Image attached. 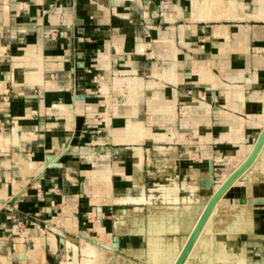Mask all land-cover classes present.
<instances>
[{"label": "crops", "instance_id": "0c3cea01", "mask_svg": "<svg viewBox=\"0 0 264 264\" xmlns=\"http://www.w3.org/2000/svg\"><path fill=\"white\" fill-rule=\"evenodd\" d=\"M194 2L187 16L186 0H0V264L35 248L47 264L96 225L121 256L149 221L188 237L172 212L150 216L160 187L176 183L178 207L204 196L209 160L240 146L226 133L244 121L253 141L264 114V21L210 24Z\"/></svg>", "mask_w": 264, "mask_h": 264}, {"label": "rangeland", "instance_id": "374dc122", "mask_svg": "<svg viewBox=\"0 0 264 264\" xmlns=\"http://www.w3.org/2000/svg\"><path fill=\"white\" fill-rule=\"evenodd\" d=\"M240 1L244 5L243 10H242L243 13L241 12V14H240V15L244 16L243 18L209 19V20H201V21H205V22H208L210 24L220 23V22H223L226 24H233V23H239V22H245V21H262V20L264 21V19L256 18L254 16L255 14H257V12L264 10V0H231V2L233 4H236ZM196 2H197V0H196ZM198 2L202 3V0L201 1L198 0ZM185 4H186V6L183 9L188 16L190 14V11H191L190 0H186ZM201 19H204V18H201ZM222 41H223V39L218 40V42L214 43V45L215 46L219 45ZM226 41L229 45H233L235 43L234 42L235 40L232 39L231 36H229V38ZM230 48H231V50H234L233 48H235V47L231 46ZM205 61H206L205 65L208 68L211 67V69L213 70L215 63H216V58H214V56H211V57L205 58ZM203 65H204V62H201V63L199 62V64L197 65V67H199V70L203 69ZM263 116L264 115H262V117L259 116V118L261 117L260 119L263 120L264 119ZM251 118L254 119V117H250V120H251ZM260 119L255 120V122L253 121L252 123L257 124L258 126H260V128H262L264 126V121H260ZM242 124L244 127V121L242 122ZM229 132L230 131H228V133ZM228 139H232V140H228ZM225 140L232 142V143H235V144L240 142V146H238L236 148L235 152L230 151V152H226L224 154H219L220 157L218 155V158H217V159H219L217 161L218 166L216 167V169H214L213 174L212 175L210 174L211 177L209 176L211 178V180L207 176L208 177L207 179L210 180V182H211L210 188H208V190H206L209 185H207V184L205 185V182H204V184L202 183V187H203L204 192H205L204 196H200L197 194L196 197H194V198L190 197L188 199L189 204H192V206L194 204L193 207H195V208L197 207L196 205L199 206V204H197V203L200 200H201L199 202L200 205L203 202H204L203 204H207L208 199H209L208 196H212V194L216 190H218L221 183L223 184L224 182H226L228 180V178H230V175L228 176V174L231 172L232 169H234V167L238 166V164H240L246 158V156L248 155V153L250 151L248 149L252 148V145L254 143L255 138L252 141V136L245 135V137L243 139V141L245 140L244 141L245 143L241 142L242 135L239 138H237L236 140H234V138H230V136H228L227 139H225ZM241 149L243 150V152H246L247 154L243 153V157H238L237 156L238 155L237 150H241ZM263 156H264V144L261 147L257 156L254 158L256 160H253L250 167H248L244 170V172L242 173L243 175L242 174L238 175V176H240L239 177L240 182H238V184L231 186L229 188V190L227 191L226 196H224V197H222L223 195L221 196V198H222L221 201L223 202V204L228 205L229 204L228 202H231L232 198L233 199L238 198L239 196H244V197L247 196L249 198V200H252V201H253L254 197L264 196V160H261V159H264ZM173 184H175V186H176V183H172V184H168V185H162L160 187L161 190L163 191V193L161 191V194L168 201V203H166V205H163V206H160V205H157V206L164 208L165 206L170 205V206L178 208V206H176L174 203L176 200L174 198L175 197L177 198V186L175 187ZM168 186H169V189H166V187L168 188ZM170 186H172L174 190ZM192 187H193V185H192ZM248 187H249V189H248ZM247 190H250V192L248 193ZM172 191H174L175 193L172 194ZM165 192L171 193L172 195L171 194L165 195ZM208 192H210V193H208ZM208 194H210V195H208ZM198 197L200 200L198 199ZM191 199H192V202H191ZM216 201L214 202V205H215ZM219 210L216 211L217 214L213 211H212V213H210L212 215V217H211L212 219H215V218L219 217L221 214L223 215L225 213L224 209H222L223 211L221 209H219ZM221 212H223V213H221ZM244 213L248 215L246 217H248V220L251 221V223H252V224H249V223L247 224V226H246L247 229L239 231V233L238 232H230V233L223 232L222 234H217V232H216V233H214V237L217 238V239L215 238L216 240H218V239H220L221 241L226 240L225 248L231 254L236 253V254L240 255L241 253H243L247 259L246 260L247 264H251V263H253V264H264V204H258V205L255 204L253 207L252 206L247 207V209H245ZM214 214L218 215V216L214 217L215 216ZM150 215H151V213H150ZM222 215H221V217H222ZM253 221H256V224ZM175 224L176 223H174L173 225H175ZM173 225H171V227ZM117 227H120V225H118ZM150 229H151V223L149 221V227H148L147 231H142V234L144 233L146 236L145 237L146 238L145 246L133 247L134 250H138V248L139 249L141 248V249H145V251H143V252H145V253L149 252L150 253V251H153L155 249L156 245L160 249H168L170 244L175 243L177 245V254L179 256L184 244L186 243V241L188 240V238L190 236V235H188V237H186L184 235L181 242H179L177 238H175L173 241L172 240L171 241H163V239L160 236V233L162 231L158 232V231H155L154 229H153V231ZM95 235L98 236V234H95ZM73 237H74L73 239H75L76 242L70 241L72 247L67 248V249H65V247H64L65 254H62L60 256L57 255L58 259H52V257L48 255L47 264H61L62 262H65V264H86V263H84V261L89 259L88 247L86 249L82 248L81 240H80L81 236L78 235L76 232H75V235H73ZM165 238L170 239L171 236L167 235V237H165ZM111 239L112 238H110V241H111ZM200 243H201V241L197 243V246L195 245V247L193 249L194 251L189 254L188 258L185 261L186 264H201V259H202V261L205 260L204 263H202V264H221L220 260H217V261H219V262H217L214 259L213 254H211V251L209 250V247H208L209 244H207V242H205V241H202V243H201L202 245H200ZM118 244H119V240H118ZM206 245H207L208 249L205 248ZM251 245L253 247L249 248L248 246H251ZM202 246L204 247V249ZM192 248H193V246H192ZM200 249L204 250L203 256L202 255L199 256L200 259L198 258L199 260L197 259L196 263H191L190 258L193 257L192 255H194V258L198 257L197 253L199 252L198 250H200ZM116 250L117 249L113 250L115 255L120 256L123 259L129 260L130 264H140V263L141 264H148L141 257L137 256L135 254V252L134 253H127V254H130L132 256H124V255L121 256L120 254L116 253ZM58 251H63V250H61L59 248ZM220 254H221L220 258H223L222 255H224V254H222V253H220ZM206 255H208V256L206 257ZM133 256H135L137 258H134ZM138 258H140L141 260ZM235 258L236 259H233V260H235V261L238 260L237 259L238 257H235ZM214 261H216V262H214ZM90 264H98V263L97 262L96 263L91 262Z\"/></svg>", "mask_w": 264, "mask_h": 264}, {"label": "bare ground", "instance_id": "6f19581e", "mask_svg": "<svg viewBox=\"0 0 264 264\" xmlns=\"http://www.w3.org/2000/svg\"><path fill=\"white\" fill-rule=\"evenodd\" d=\"M197 2H198V0H197ZM197 2L194 5V10H192L194 18H196V19L197 18H207V19H228V18H232L233 19V18H243L244 17L243 15H240L241 12L243 13L242 10L244 7V5L242 4L241 1L238 4H233L231 2V0H202V3H197ZM254 16L256 18L264 19V10L257 12V14H255ZM217 28L220 30L221 27H217ZM219 30L217 32H219ZM263 118H264V116H263ZM260 121H264V119L263 120L260 119ZM234 128H235V129H233L234 131L232 130V132L226 133V134H227V137L230 136V138H234V140H236L237 138H239L242 135V132H243L242 122L235 123ZM228 140H232V139H228ZM248 150H251V148ZM237 153H238V155H237L238 157H243V153H246V152H243V150L241 149V150H237ZM254 160H256V159H254ZM261 160H264V159H261ZM207 176L208 177L210 176L209 171H208ZM207 176H206L205 180H203L201 182L203 184L205 182V185L206 184L209 185L208 187L206 186L207 187L206 190H208V188H210V186H211V182H210L211 176L209 177L210 180L207 179L208 178ZM239 177L240 176L233 178V180L231 181V184H232L231 186L238 184V182H240ZM192 181H194V180H192ZM195 182H197V180ZM173 185L175 186V184H173ZM195 185L196 184H194L193 187ZM196 186H198V185H196ZM170 187H172V186H170ZM166 189H169V186H168V188L166 187ZM172 189H173V187H172ZM248 189H249V187H248ZM247 192L249 193L250 190H247ZM162 193H163V191H162ZM174 193L175 192L172 191V194H174ZM208 193H210V192H208ZM166 194H171V193L165 192V195ZM208 195H210V194H208ZM208 197L210 198V196H208ZM142 198H144V197H142ZM174 199L177 200L176 197ZM198 199H199V197H198ZM136 200H138V199H136ZM176 200H175V202H176ZM200 201H198V203H197V204H199V206L196 205L197 207L195 208V207H193L194 204H193V206H192V204H189L188 199H187V202H188L187 206L178 207V208L176 207L177 210L175 207L170 206V205H167L165 208H161L160 206L154 205L151 207V215L150 216L153 219L154 218H160L162 216V214L166 213L169 215L172 212L173 213L172 218L174 219V223H180V224L182 223L183 226H185L182 228H185L187 231V234L190 235L194 226L197 223V220H198L200 214L202 213L204 207L206 206V204H203L204 202L201 203V205H200V203H199ZM191 202H192V199H191ZM254 205H255L254 202L252 200H249V198L247 196H246V202L245 203L239 202V198H234V199L232 198L231 202H229L228 205L223 204L217 200L215 205H213V207H212L213 210H211L210 213H212V211L216 213V211L219 209H221V210L224 209L225 213L223 215L221 214L222 217L219 214L220 216L215 218V219L211 218L212 217L211 214L208 216V218H207L206 222L204 223L201 231L197 234V236L195 238L193 248L192 247L190 248V250H189V252H188V254H187V256L184 259L182 264H186L185 261L188 258L189 254L194 251L193 249H194L195 245L197 246V243L200 241H201V243H202V241H205V242H207V244H209L208 247H209V250L211 251V254H213V257L216 261L220 260L221 264H247L246 263L247 259L243 253L238 255L236 253L231 254L230 252H228L225 248V241L216 240L214 237V233H216V232L217 233L239 232V231L247 229V227H246L247 224L248 223L252 224V223H251V221L248 220V217H246L248 215L245 214L244 211H245V209H247V207H250V206L253 207ZM221 213H223V212H221ZM180 214L182 215L181 218H179ZM193 214H194V216H192ZM216 216H218V215H215L214 217H216ZM253 222L256 224V221H253ZM171 225H172V223H171L170 219L167 220L165 224L160 223V226L161 227L163 226L162 229L165 227L167 228L169 226L171 227ZM179 226L181 227V225H179ZM95 230H96L95 234H98V236L95 234L88 236V235H85L83 233H78V235L81 236V239H80L81 242L84 245H86L88 247V250H89V255H88L89 259L84 261V263L90 264L91 262L92 263L97 262L98 264H130L129 260L123 259L120 256H117V257L114 256L113 250L117 249L119 245L116 246L112 240L110 241L108 234H105L103 229L99 225L95 226ZM201 243H200V245H202ZM16 247L18 248V245ZM208 247L206 245L205 248L208 249ZM203 249H204V247H203ZM143 251H145V249H141V248L139 249L138 248V250H134L132 247L125 250L126 253H134L135 252V254L137 256L141 257L148 264H174V262L178 259L177 245L175 243L170 244L168 249H160L156 245L155 249L153 251H150V253L149 252L145 253ZM40 253H41L40 250L38 248H35L34 251H32L31 253H27V252L23 253L21 251L19 253V257H21V261L23 264H44V261L40 257ZM220 253L224 254V255H222L223 258H220V255H221ZM192 256L194 257V255H192ZM207 256L208 255H206V257ZM235 257H238L237 258L238 260H236V261L233 260V259H236ZM204 261H202V259H201V264L204 263ZM216 261H214V262H216ZM217 262H219V261H217ZM2 264H8V263L5 260H3Z\"/></svg>", "mask_w": 264, "mask_h": 264}, {"label": "water", "instance_id": "95a60500", "mask_svg": "<svg viewBox=\"0 0 264 264\" xmlns=\"http://www.w3.org/2000/svg\"><path fill=\"white\" fill-rule=\"evenodd\" d=\"M179 2V1H178ZM78 23H81L80 20L77 21ZM81 32V28L79 29ZM72 36L74 38V29H72ZM77 40L82 41V36H78L76 37ZM72 53H74V39H72ZM77 67L82 68L83 67V62L82 61H77L76 62ZM76 99V94L72 95V102H70L69 104V108H73V104H74V100ZM264 144V126L262 128H260L259 132L257 133L254 143L252 145V148L250 150V152L248 153V155L246 156V158L240 163L238 164V166L234 167V169L231 170V172L228 174V176L230 175V178H228V180L226 182H224L223 184H221L218 188V190H216L212 196H210V198L208 199V202L206 204V206L204 207L202 213L200 214L196 225L194 226L188 240L186 241L185 245L183 246L178 259L174 262V264H182L183 260L186 258L190 248L193 246L194 242H195V238L197 236V234L201 231L204 223L206 222L208 216L210 215V212L212 210V207L214 205V202L218 199L221 198L222 195H224V193H226L229 188L231 187V181L234 177H237L239 174H242L244 172V170L246 168H248L251 163L253 162L254 158L257 156V154L259 153L261 147ZM56 157L54 155L48 154L44 156V165L46 166H55L56 165ZM209 173L212 175L214 172V165H213V161L210 159L209 162ZM43 170H41L39 172V174L37 175V177H40L41 175H43ZM16 198H14L13 200L9 201V204H13L14 200ZM239 202L241 203H245L246 202V197L241 196L239 197ZM253 202L254 204L258 205V204H264V196H259V197H254L253 198ZM14 212H16V210H13ZM112 240L113 243L118 246V240L119 237L118 235L114 234L112 236ZM59 244H60V249L64 250V238L60 237L59 238Z\"/></svg>", "mask_w": 264, "mask_h": 264}]
</instances>
